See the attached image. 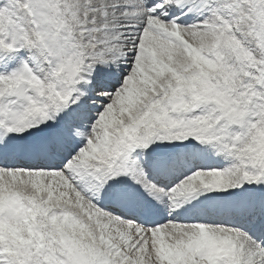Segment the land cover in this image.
<instances>
[{"label":"snow or ice","instance_id":"1","mask_svg":"<svg viewBox=\"0 0 264 264\" xmlns=\"http://www.w3.org/2000/svg\"><path fill=\"white\" fill-rule=\"evenodd\" d=\"M0 264H264V0H0Z\"/></svg>","mask_w":264,"mask_h":264}]
</instances>
